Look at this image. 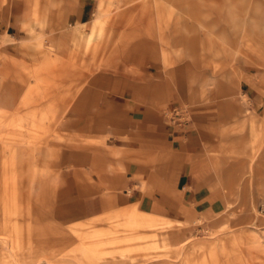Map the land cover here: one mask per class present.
Listing matches in <instances>:
<instances>
[{
    "label": "rangeland",
    "instance_id": "1",
    "mask_svg": "<svg viewBox=\"0 0 264 264\" xmlns=\"http://www.w3.org/2000/svg\"><path fill=\"white\" fill-rule=\"evenodd\" d=\"M85 1L0 0V264H264V0H116L74 23ZM110 99L200 124L220 212L181 226L136 203L60 212L57 189L84 170L67 149L98 153L116 136H97L102 121L81 130Z\"/></svg>",
    "mask_w": 264,
    "mask_h": 264
},
{
    "label": "crops",
    "instance_id": "2",
    "mask_svg": "<svg viewBox=\"0 0 264 264\" xmlns=\"http://www.w3.org/2000/svg\"><path fill=\"white\" fill-rule=\"evenodd\" d=\"M91 1L95 2V8ZM115 2L86 0L70 16L74 23H86L93 13L99 16ZM154 90V99L166 105L172 93L165 82L155 84ZM88 95V89L84 88L75 111L80 106L82 111L86 110ZM110 101L112 107L108 110L87 117L82 115L81 130L86 132L89 121H96L98 125L105 122L109 128L102 130L98 126L95 133L99 138L107 131L115 133L116 136L109 137H112L111 144L106 149L99 147L98 153L87 151L90 148L85 146L81 151L67 149L65 152L67 163L82 166L85 171L77 170L76 175L68 173L57 189V199L62 201L59 210L64 216L84 217L110 204L122 207L136 203L140 209L163 214L171 218L174 225L181 226L195 217L210 216L222 210L215 170L217 161L209 155L214 142L201 133L199 123L185 120L168 124L165 118L138 104H132L128 111L121 109L124 101ZM90 169L97 174L92 177V184L86 181L85 172ZM177 220L181 223L176 224ZM173 233L179 238V232Z\"/></svg>",
    "mask_w": 264,
    "mask_h": 264
},
{
    "label": "built area",
    "instance_id": "3",
    "mask_svg": "<svg viewBox=\"0 0 264 264\" xmlns=\"http://www.w3.org/2000/svg\"><path fill=\"white\" fill-rule=\"evenodd\" d=\"M183 122L185 121V120H182Z\"/></svg>",
    "mask_w": 264,
    "mask_h": 264
},
{
    "label": "bare ground",
    "instance_id": "4",
    "mask_svg": "<svg viewBox=\"0 0 264 264\" xmlns=\"http://www.w3.org/2000/svg\"><path fill=\"white\" fill-rule=\"evenodd\" d=\"M11 254V253H10Z\"/></svg>",
    "mask_w": 264,
    "mask_h": 264
}]
</instances>
